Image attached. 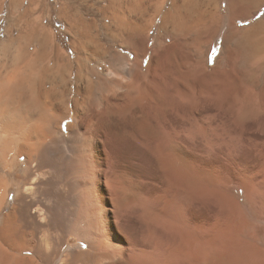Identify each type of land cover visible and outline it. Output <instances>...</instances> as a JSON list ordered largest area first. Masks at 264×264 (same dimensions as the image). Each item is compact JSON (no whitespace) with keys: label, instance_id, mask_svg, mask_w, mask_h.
Segmentation results:
<instances>
[{"label":"bare ground","instance_id":"bare-ground-1","mask_svg":"<svg viewBox=\"0 0 264 264\" xmlns=\"http://www.w3.org/2000/svg\"><path fill=\"white\" fill-rule=\"evenodd\" d=\"M106 2L62 17L73 55L36 24L0 66V264H264L253 146L247 201L223 181V146L264 143V0Z\"/></svg>","mask_w":264,"mask_h":264},{"label":"rangeland","instance_id":"rangeland-1","mask_svg":"<svg viewBox=\"0 0 264 264\" xmlns=\"http://www.w3.org/2000/svg\"><path fill=\"white\" fill-rule=\"evenodd\" d=\"M107 5L106 0H34L33 3L31 0H0V54L2 55H0V66L14 67L18 61L17 57L19 56V53L23 52V49L27 50L28 45L36 43L37 36L34 34H36V30L40 27L43 29L48 28L50 31L52 30V33L55 35L56 45L63 50H68V52L73 55V51L70 47L73 36L67 31L62 17H103L101 9H106ZM67 12L69 13L67 14ZM263 16L264 6L250 21L253 22ZM38 22H40V24ZM36 24H38L39 28H37ZM32 25L36 26L33 27ZM34 38H36V41ZM25 46L27 47L25 48ZM5 48L7 52L4 50ZM219 51L218 48L216 53L214 52L212 54L210 65L214 63ZM6 54L7 56L5 57ZM243 61L245 60L242 56H237L236 60L233 62L230 73L234 75L240 71L241 67L244 68L245 62ZM237 68H240L239 71ZM255 92L257 93L256 105L259 110L263 112L262 114H264V81H260V83L256 85ZM262 137L263 132L245 129L242 133L241 141L236 147H234V149L223 146V181L226 183L228 182V184L230 183L229 194L231 191H234L233 194L236 196L237 194L235 193V190L241 189L240 192L241 195L244 196L242 197L244 201H247L248 199L245 197L244 190L249 186L251 180L244 176L249 169L246 153L249 152L252 146L253 151L258 158V163L256 164L257 181L260 182L264 180L262 179V174L264 172V143ZM237 186H239V188ZM257 188L258 190L256 189L257 194L255 193V197L257 196L258 199H264V190L258 185ZM226 192L227 190L223 192V209L228 207L227 203H225L226 205L224 204L225 198L228 197ZM14 197L15 193L11 190L6 199L5 207L0 211V218L10 210ZM228 200L230 201L229 197ZM253 203L251 202L253 207H260L259 203Z\"/></svg>","mask_w":264,"mask_h":264},{"label":"snow or ice","instance_id":"snow-or-ice-1","mask_svg":"<svg viewBox=\"0 0 264 264\" xmlns=\"http://www.w3.org/2000/svg\"><path fill=\"white\" fill-rule=\"evenodd\" d=\"M134 227H135V225H130L129 228H128L129 232H131Z\"/></svg>","mask_w":264,"mask_h":264}]
</instances>
